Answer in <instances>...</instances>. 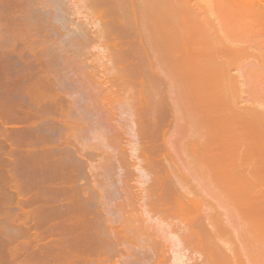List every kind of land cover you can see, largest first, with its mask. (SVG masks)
Segmentation results:
<instances>
[{"label":"bare ground","instance_id":"bare-ground-1","mask_svg":"<svg viewBox=\"0 0 264 264\" xmlns=\"http://www.w3.org/2000/svg\"><path fill=\"white\" fill-rule=\"evenodd\" d=\"M66 2L0 0V91L9 97L17 89L18 92L11 94L22 96L24 103L29 99L28 103H35L34 108L38 106L37 110H42V136L38 133L42 137V155L38 153L42 159L40 157L38 163L31 162L34 148L26 147L27 142L21 145L29 148L22 146L25 152L31 153L32 160L27 158L28 153L27 156L22 153L23 149L22 152L15 150L16 159L9 144L17 147L20 141L8 135L16 134L18 129L12 132L9 123L7 128L12 132L9 130V134L2 124L11 122L13 115L17 122H26L23 119L30 117L29 112L32 115L39 110L19 103L24 112L19 113L25 116L22 117L11 101L6 102L11 107L5 105L8 97L0 96L7 107L6 111L0 105L3 106L0 107V154L3 156L9 150L4 157L11 154L10 158L15 159L0 158V180L4 176L0 183L8 182L10 186H6L14 187L15 193L22 179L17 181L16 177L27 176L28 162L37 170L42 166V219H37L42 224L37 225L39 221H36V225L42 226L43 231L41 238L32 237L44 243L39 250H36L38 246L33 247L36 253L42 249V256L36 254L35 259L33 251L28 254L33 258L30 261L44 259L41 264H45L49 257L48 264H104L103 261L110 260L115 253L118 258L122 253L127 258L129 252L136 251L133 248H140L143 251L137 249L132 255L137 258L136 253L141 256L145 251L144 264H164L166 250L156 245L158 241L154 242L152 228L150 233L149 225L143 226L145 220L138 217L140 212L134 206L140 204V214L155 221L161 231L175 241L171 249L173 264H189L191 258L186 254L197 253L198 257L203 254L199 257L203 259L192 264H254L255 255L263 258L259 264H264V0H69L72 10ZM42 14L48 15L45 16L48 20H44ZM72 15L76 21L70 18ZM47 30L53 31L52 39ZM90 50L99 52L92 54ZM57 57L61 66H55L59 62ZM31 100H36L37 104ZM115 104L131 117L128 121L134 128L127 125L131 131L128 135L135 141L122 137L126 130L122 132L115 127L114 132L107 128L111 133L107 131L110 135H105L106 127L110 126L105 127V123L112 114L106 112L108 107L116 108ZM11 108L15 113L10 112ZM1 110L6 112L3 114ZM168 110L178 114H171L175 120L172 127L165 118ZM18 114L21 120L17 119ZM89 115L97 121L100 119L101 132L94 130L95 123L88 126ZM89 127L90 131L100 133L92 131L97 134L93 139L99 137L101 143L104 137L113 140L109 138L110 142L102 143L103 150L105 146L113 148L114 140L122 145L127 144V140L128 149L133 153L138 151L136 158L143 166L138 167V171L140 161L139 164L128 162L125 145L122 147L118 142L113 148L118 151V156L113 152L116 158H110L109 151L101 156L103 160L100 154L95 155L96 145L89 144L88 136L83 138L86 131L87 135L91 134ZM18 133L22 134L20 140L24 142V133ZM173 135L181 138H173ZM80 137L87 140L89 146H95H90L91 149L87 142L85 145L78 140ZM12 139L17 142L9 143ZM3 141L8 145L7 151L2 148L4 153ZM177 143L181 146L180 157L175 150ZM167 144L175 147L174 155L168 154L172 148ZM89 149H97L91 153L102 161L91 158ZM125 154L127 159H123ZM19 158L21 163H17ZM21 158L24 159L21 161ZM1 159L8 165V160H12L11 169ZM177 163H182L181 167ZM32 164L28 166L36 171ZM134 165L139 172L135 175L131 168ZM85 166L89 172L83 168ZM129 166L133 172L125 170ZM21 167L27 172L22 173ZM137 175L140 177L134 179ZM82 179L85 181H80ZM135 180H139L140 186L146 185L141 192L133 191ZM19 193L14 195L13 200L17 199L14 207L11 203L15 208L13 216L9 212L6 215L12 216L14 224L11 220L10 226L15 227L12 231L18 232L14 231L13 236L23 234L28 240L30 236L25 233L30 231V212L20 204L30 200L21 201L24 197ZM115 193L123 197L118 199ZM114 196L119 201L114 200ZM207 197L212 203L206 201ZM223 201L228 203V215L218 210ZM4 213L0 212V218L8 217ZM103 214L107 216L100 219ZM30 217L36 223L35 218ZM172 221L173 228L169 224ZM176 221L180 225H176L177 229L174 228ZM234 234L239 235L235 237L237 242L234 239L237 244L232 241ZM24 242L16 246L28 244ZM122 244L133 246L129 247L132 250L120 248ZM3 245L0 253L2 249H11H8L10 244ZM16 246L12 245V249ZM17 249L20 252L22 248ZM6 253L12 255L9 257L12 260L17 256ZM143 258L136 260L142 263ZM131 261L137 262L134 258Z\"/></svg>","mask_w":264,"mask_h":264},{"label":"rangeland","instance_id":"rangeland-1","mask_svg":"<svg viewBox=\"0 0 264 264\" xmlns=\"http://www.w3.org/2000/svg\"><path fill=\"white\" fill-rule=\"evenodd\" d=\"M58 1H59V0H58ZM66 1H67V0H64V2H66ZM68 1H69V0H68ZM68 1L66 2V3H67L66 5H68V3H69V5L72 6V5L70 4V2H68ZM60 2H62V1H60ZM62 4H63V3H62ZM63 5H64V4H63ZM68 8L71 9V8H73V6H72V7H69V6H68ZM66 9H67V7H66ZM71 10H72V9H71ZM67 11L69 12V10H67ZM70 12H71V11H70ZM42 15H44V14H42ZM45 16H46V14H45L44 16H42L44 20L47 19L46 17H47L48 15H47L46 17H45ZM67 17H68V19H69V16H67ZM74 17H75V16H74ZM74 17H73V15L70 16V18L74 19L73 21H76ZM45 18H46V19H45ZM47 20H48V19H47ZM69 20H70V19H69ZM71 21H72V20H71ZM45 22H46V21H45ZM46 23H47V22H46ZM41 25H42V24H41ZM48 31H49V30H47L46 33H47L48 36H50L51 39H52V37H54V33H53L52 30H50L49 32H48ZM90 52H91L92 54H97L99 51H97V50H90ZM28 56L31 57L30 55H27V54H26V57H27V58H29ZM56 56H58V54H56ZM29 59L31 60V58H29ZM57 60L59 61V57H57L56 61H57ZM60 63H61V61H59L58 63H56L55 66H57V64L60 65ZM21 65H22V64H21ZM15 66L18 67L17 64H16ZM19 66H20V65H19ZM60 66H61V65H60ZM16 67H14V69H16ZM58 67H59V66H58ZM18 68H21V69H22L23 67L21 66V67H18ZM18 68H17V70H18ZM14 69H13V71H14ZM23 69H25V68H23ZM53 69L55 70L54 67H53ZM59 69H60V67H59ZM17 70H15V71H17ZM56 70H57V68H56ZM20 71H21V70H20ZM60 71H61V70H58V72H60ZM58 72H57V73H58ZM58 74H60V73H58ZM113 89H114V88H113ZM0 90H1V89H0ZM16 90H17V89H16ZM16 90H14V91H12V92H15ZM12 92H11V93H12ZM17 92H18V90H17ZM17 92H16V93H17ZM11 93L9 94V97H10V98H12L13 95H15V94H11ZM4 95H5V94H4ZM10 95H11V96H10ZM0 96H2L3 98H4V97H8V96H3V93H1V91H0ZM17 96L19 97V99H18ZM2 97H0V99H1ZM9 97H8V99H7V100H9V101L6 100V101H5V105H6V102L10 103V101H11L10 104H11V105L13 106V108L16 110V113H17V110H18V113H19V111H21L20 108H21L22 105L19 104V103L25 104V105L28 106L29 109H33V110H34L36 107H38V106H35V108H34L33 105H34L35 103H34L33 105L30 104V103H28V102H30V100H29L27 97H25V98L28 99V102L26 101L28 104H27L26 102H25V103L22 102L23 97L21 96V98H20V95H19V94L15 95V97L12 98V100H10ZM16 98H17V99H16ZM4 99H6V98H4ZM4 99H2V100L4 101ZM21 99H22V100H21ZM41 99H42V98H41ZM2 100H0V102H1ZM17 100H19V101L21 100V102H17ZM24 100H25V99H24ZM24 100H23V101H24ZM3 101H2V103H0V105H1V104L3 105ZM31 101H32V100H31ZM33 101L36 102V100H33ZM33 101H32V102H33ZM41 101H42V100H41ZM15 102H16V103H15ZM38 102H40V101H38ZM89 103H90V102H89ZM18 104L21 105V106H18ZM36 104H37V102H36ZM41 104H42V102H41ZM80 104H82V103H80ZM86 104H87V102H86ZM90 104L92 105V103H90ZM5 105H3V106H4V109L6 108V111H7V107L9 108L10 105H9V104H8L9 106L6 105L7 107H5ZM29 105H30V106H29ZM31 105H32L33 107H32ZM38 105H39V104H38ZM115 105H116V108H115V106H113L115 109H113V107L111 106V108H112L113 110H112V109L110 110V108L108 107L109 110H107V112H106V113H110V114L112 113L111 116H110V117L112 118V120H110L111 118L108 119V121L110 120V122H111L110 124H109L108 121H107V124L104 122V123H105V127H106L107 125H110L109 127H106V129H105V132H106V133L104 132L105 135H106V136H109V135H110L109 133H111V131L109 132V131H108L109 129H107V128L112 129V131L114 132L113 127H115L116 130L118 129V130H121V131H122V130L124 129V131H125V130L128 131L129 133H126V131H125V132L122 131L123 134H124V136H122V137H124V138L126 137V139L128 138V139H132V140H133L134 138H132L131 135H128V134H130L131 131H130L129 127H127V125L130 124V128H131V127L134 128V125L132 126V123H131L130 121H128V119H131V117H129V114H128V116H127V113H128V112H126L125 109H123V108H119V106H117V104H115ZM3 106H0V107H3ZM14 106H15V107H14ZM27 106H26V107L24 106L23 108H27ZM80 106H81V105H80ZM80 106L78 105L77 107H79V109H80ZM10 107H11V106H10ZM30 107H31V108H30ZM39 107H40V105H39ZM41 107H42V106H41ZM18 108H19L20 110H19ZM23 108H22V110H24ZM14 109H13V110H14ZM29 109H28V110H29ZM39 109H40V108H39ZM39 109H38V110H39ZM76 109H77V108H76ZM173 109H174V108H173ZM26 110H27V109H26ZM33 110H32V111H33ZM35 110L38 111L37 108H36ZM6 111L1 110V112H2L3 114H4V112H6ZM29 111H30V110H29ZM79 111H80V110H79ZM79 111H78V109H77V112H79ZM109 111H111V112H109ZM168 111H169V112H168ZM168 111H167L168 114L165 113V115H166V116L169 115V116H167V117H166L165 115H164V116H165L166 119L168 118L167 120H169V122H171L170 127H172V126H173V122H174V124H175V120H174V119L172 120V118H173L174 116L178 115V114H176L177 112H176L175 110H173V111L168 110ZM10 112H12V108L10 109ZM21 112H23V111H21ZM25 112L27 113V111H25ZM34 112H35V111H34ZM34 112H33V113H34ZM12 113H15V112L13 111ZM23 113H24V112H23ZM29 113H30V112H29ZM29 113H28V115H29L30 117H28V118H26L27 116L25 117L24 114L19 113L20 115H22V117H23V116L25 117V119H23V120H26V122H25V121H24V122H23V121H19V122H17L18 120H15V118L13 117L14 115H13V116H12L13 118L11 117V122H8V121H10V120L7 121L8 123L5 121L6 123H5V124L3 123V124H2V127H3V125H4V126L7 128V127L9 126V123H11L10 126H12V127L15 126V127H16V128L14 127V129H13L12 127H9L10 129H12V132H13V130L16 131V130L18 129V130H17V133H16V134L18 135V134H19L18 132H19V131H20V132L22 131V132L24 133L23 135H24V138H25V139H24V142H23L22 140H20V138H22V136H21L22 134H20V135L17 136L15 133H12L11 130H10L9 128H7V129L5 130V131L8 130L7 133H9V130H10V132L13 134V136H11L12 134H11V135H8V136L13 137V138H16V137H17V139L19 138V139H18V140L20 141V143H19V141H18L19 145H21L22 143L24 144V143L27 142V145H25L26 147L28 146L30 149H32L31 147L33 146V148H34L33 150H34V151L32 150V151H33V152H32V151L30 150V151L33 153V155H34V156L32 155V157H34V158H33V161H31V162L34 163V161H35V162L38 163V160H41V159H42V157L40 156V155H42V154H41V153H42V146H41V145H42V144H41V142H42V137H41V136H42V110H41V111L39 110L38 113L35 112V113L32 114V115H31L32 112H31L30 114H29ZM36 113H37V115H36ZM81 113H82V112H81ZM83 113H84V112H83ZM83 113H82V114H83ZM10 114H11V113H10ZM19 114H18V115H19ZM72 114H73V113H72ZM104 114H105V113H104ZM171 114H174V116L171 115ZM15 115H16V114H15ZM20 115L17 117V119H18L19 117H21ZM25 115H26V114H25ZM38 115H39V116H38ZM84 115H86V114L84 113ZM105 115H106V114H105ZM108 115H109V114H108ZM108 115H107V117H108ZM16 116H17V115H16ZM72 116L74 117V114H73ZM86 116H87V115H86ZM170 116H171V118H170ZM22 117H21V118H22ZM32 117H33V118H32ZM73 117H72V118H73ZM128 117H129V118H128ZM87 118H88L89 120H90V119H91V120H94V119H95V121L98 120L97 118H93V119H92V116H91V118H90V115H89V117H87ZM163 118H164V117H163ZM165 118H164V119H165ZM12 119H14V121H12ZM19 119H20V118H19ZM96 119H97V120H96ZM166 119H165V120H166ZM20 120H21V119H20ZM27 120H28V121H27ZM86 120H87V119H86ZM91 120H90V123H89L88 126H93V124L95 123V125H94L95 129H94V130H98L99 132H101L100 129H101L102 127H101L100 124H98V122L100 121V119H99V121H97V122H95V121L92 122ZM14 122H15V123H14ZM180 123H181V122H180ZM87 124H88V123H87ZM90 124H91V125H90ZM7 125H8V126H7ZM98 125L100 126V129H98ZM111 126H112V127H111ZM116 126H117V127H116ZM0 127H1V126H0ZM21 127H22V128H21ZM96 127H97V129H96ZM92 128H93V127H92ZM1 129H2V128H1ZM3 129H5V128H3ZM37 129H38V130H37ZM90 129H91V128L89 127V128H88V131H89L90 133H91L92 131H94L93 129L90 131ZM36 130H37V131H36ZM101 130H102V129H101ZM15 131H14V132H15ZM24 131H25V132H24ZM38 131H39V132H38ZM98 131H94V132H92V133H95V132H96V133H98V134L100 135V133H99ZM107 131L109 132L108 134H107ZM89 132H88V134H89ZM34 133H35L36 135H35ZM38 133H39L41 136H40ZM81 133H83V131H82ZM81 133H80V135H81ZM92 133L89 134V135H90V138H89V135H87V131H86V135H84V134H85V133H84V134H83V135H84L83 138H85V136H88V138L86 137V139H87V140L91 139V140H89V144L93 143V144L96 145V146L93 145V146H95V148L98 149V150L95 149V151L97 150V151H96L97 154H95V155L100 154L99 157L101 158L102 155H103V156H106V151H109V152H107V154H108V155L110 154V155H109L110 158H112V157L115 156V155L118 156V151H117V150H114V149H115L114 144H115L116 142H118V141L115 142V140H114V143H113V148H114V149H113L111 146H110V147H107V148H106V146H105V147H104V150H103V146H102L103 144H102V143L110 142V140H109L110 137H108V138H107L108 140H107L106 137H104V136H105L104 133L102 132L104 136L102 135V133H101V135H102V137L105 138V139H104L105 141L103 142V139H102V143H101V141H99V139H100L99 137L97 138V140L93 139V137H94V136L96 137L97 134H92ZM125 133H126V135H125ZM184 133L186 134L185 131H184ZM9 134H10V133H9ZM14 134L16 135L15 137H14ZM27 134H28V137H27ZM32 134H33V135H32ZM37 134H38V137H35V136H37ZM121 134H122V133H121ZM121 134H120V135H121ZM29 135H30L31 137H30ZM99 135H98V136H99ZM180 135H182V134H180ZM19 136H20V137H19ZM173 136H174V137H173ZM173 136H172L173 138H181V136H178V137H177V135H173ZM10 137H9V138H10ZM78 137H79V134H78ZM95 137H94V138H95ZM122 137L120 136L121 140H122ZM9 138H8V139H9ZM27 138H28V140H27ZM39 138H41V141L39 140ZM74 138H76V136H75ZM83 138L80 137V139H78V140L81 141V142H84V144H85V143L87 142V140H85V139H83ZM17 139H12V141L10 142V140H11V138H10V140H8V142L12 144V143L14 142V140L17 142ZM35 139H36V140H35ZM76 139H77V138H76ZM110 139H111V138H110ZM113 139H114V138H113ZM29 140H30V141H29ZM38 140H39V141H38ZM74 140H75V139H74ZM78 140H76V141L78 142ZM92 140H94V141H92ZM106 140H107V141H106ZM111 140H112V139H111ZM123 140H124V139H123ZM135 140H136V139H134V141H135ZM21 141H22V142H21ZM35 141H36V142H35ZM37 141H38V142H37ZM72 141H73V140H72ZM112 141H113V140H112ZM112 141H111V142H112ZM125 141H126V143L128 144L127 140H125ZM128 141H130V140H128ZM3 142H4V141H3ZM16 142H15V144L17 145L18 143H16ZM30 142H31V143H30ZM81 142H79V143L81 144ZM120 142H122V141H120ZM6 143H7V142H4L3 144L1 143V149H2L3 147H5V149H6V151H7V150H8V145H7ZM73 143H75V142H73ZM79 143H78V144H79ZM137 143H138V142H137ZM168 143L171 144L172 142H168ZM28 144H29V145H28ZM78 144H74V145H77V146H78ZM80 144H79V145H80ZM86 144L89 146L88 142H87ZM86 144H85V145H86ZM101 144H102V145H101ZM110 144H111V143H110ZM117 144H118V145H119V144L122 145V144L119 143V142H118ZM127 144L124 143L123 145H125V148H126V151H125V152L128 153L129 158L127 157L126 154H125L126 157L122 155V158H123V157H125V158H123V159H127V158H128V159H129L128 162L131 161L132 163L134 162V163L136 164L137 162L140 161V159L136 158V157H137L136 155L138 154V151H136V152L133 153L132 151H130L131 148L128 149L129 147L127 146ZM3 145H7V146H3ZM19 145H17L18 148H19ZM35 145H37V146H35ZM39 145H40L41 147H40ZM104 145H105V144H104ZM106 145H107V144H106ZM108 145H109V144H108ZM108 145H107V146H108ZM115 145H116V144H115ZM123 145H122V147H124ZM128 145H129V144H128ZM167 145H168V144H167ZM173 145H176V143L173 144ZM11 146H12V145L9 144V147H10L9 150H10V149L13 150V148H15L14 151L10 150V151H11V154L14 155L15 158L17 157L16 155L18 154L17 151H16L17 154L14 153L15 150H19V151L22 152V149L24 150V147H25L24 145H21V146H20V149H18L17 147L14 146V143H13V148H12ZM22 146H24V147L22 148ZM81 146H83V145H81ZM81 146H80V147H81ZM88 146H87V147H88ZM90 146H91V145H90ZM90 146H89V147H90ZM93 146H91V147H93ZM101 146H102V147H101ZM129 146H130V145H129ZM131 146H132V145H131ZM168 146H169V145H168ZM171 146H172V145H170L169 147H171ZM26 147H25V149H29V148H26ZM91 147H90V148H91ZM138 147H139V145H138ZM166 147H167V146H166ZM169 147H168V148H169ZM16 148H17V149H16ZM37 148H38V149H37ZM78 148H79V147H78ZM116 148H117V146H116ZM168 148H167V150H170V148H169V149H168ZM171 148H172V149H171V151H168V154L173 153L172 155H174V149H173V148H175V147L173 146V147H171ZM3 149H4V148H3ZM3 149H2V150H3ZM91 149H92V148H91ZM91 149H89V150H90V153H91L92 151H94V149H93V150H91ZM105 149H106V150H105ZM117 149H118V148H117ZM127 149H128V150H127ZM9 150H8V151H9ZM99 150H100V151H99ZM110 150H111V152H110ZM124 150H125V149H124ZM175 150H178V152H179V150H181L180 143H177V148H175ZM8 151H7L6 153L9 154L10 151H9V152H8ZM25 151H27V150H24V152H22V153H26L25 156H27V153H28L29 157L27 156V158H29L30 160H32V158H30V154H31V153H30V152H25ZM28 151H29V150H28ZM37 151H38V152H37ZM40 151H41V152H40ZM95 151L92 152V153H95ZM103 151H104L105 153H104ZM114 151H116L117 154H116V152H114ZM0 152H1V151H0ZM34 152H36V154H35ZM102 152H103V153H102ZM113 152H114L115 155L113 154ZM123 152H124V151H123ZM125 152H124V153H125ZM131 152H132V153H131ZM170 152H171V153H170ZM180 152H181V151H180ZM180 152H179V154H178L179 157H180V155H181ZM2 153H4V150H3ZM6 153H4L3 156H2V154H0V155L2 156V157H0V158H2L3 160H6V161H7V158H6V157L10 158V156H12V155L10 154V156L7 155L6 157H4V155H5ZM29 153H30V154H29ZM38 153H39L40 155H39ZM92 153H91V155H93V157H91V158H96V159H97L98 156L95 157V155L92 154ZM111 153H112V155H111ZM129 153H130V154H129ZM176 153H177V152L175 151V155H176ZM20 155H21V154H20ZM178 155H177V156H178ZM22 156H24V154H22L21 157H22ZM25 156H24V157H25ZM37 156H38V158H37ZM116 156H115V158H116ZM3 157L6 158V159H4ZM40 157H41V159H39ZM173 157H174V156H173ZM173 157H171V159H173ZM175 157H176V156H175ZM181 157H183V156H181ZM27 158L25 157V159H27ZM100 158H98L97 160L95 159V160H96V161H102L103 159L101 158V159H102V160H101ZM2 159H1V160H2ZM10 159H14V158L11 157ZM16 159H17V158H16ZM22 159H24V158H21V161H22ZM29 159L26 160V161H27V162L30 161ZM34 159H35V160H34ZM104 159H106V157H104ZM175 159H176V158H175ZM178 159H179V158H177V160H178ZM3 160H2V161H3ZM14 160H15V159H14ZM14 160H13V161H14ZM134 160H135V161H134ZM136 160H138V161H136ZM177 160H176V161H177ZM179 160H180V159H179ZM8 161H9V165H10V162H11L12 160H8ZM26 161H24V162H26ZM96 161H95V162L92 161V163H93V162L96 163ZM111 161H112V160H111ZM123 161H126V160H123ZM173 161H175V160H173ZM176 161H175V162H176ZM3 162H4V164L7 163V162H5V161H3ZM31 162H30V163L28 162V165L32 164ZM40 162H42V161H39V163H40ZM126 162H127V161H126ZM128 162H127V163H128ZM131 162H130V163H131ZM17 163H21V162H20V158H19V160H17ZM22 163H23V162H22ZM37 163H35V164H37ZM134 163H133V164H134ZM139 163H140V164H139ZM139 163H137V164H139L140 166H137V167H136V166L134 165V167L131 166V168H133V170H135L134 168L136 167V169L138 170V167L143 166V163H142L141 161H140ZM11 164H12V163H11ZM13 164L16 166V163H15V162H14ZM40 164H42V163H40ZM177 164H179V166L182 165V163H181V164H180V163H177ZM6 165H8V163H7ZM6 165H4V166H6ZM9 165H8V168L10 167ZM20 165H21V164H20ZM23 165H24V164H23ZM26 165H27V164H25L24 168L26 167ZM28 165H27V167H28V169H29L30 167H29ZM33 165H34V164H32V166H33ZM37 165H38V164H37ZM18 166H19V165H18ZM30 166H31V165H30ZM127 166H128V165H127ZM27 167H26V169H27ZM33 167H34V166H33ZM180 167H181V166H180ZM34 168H35V167H34ZM83 168H85L86 171L89 172V170L87 169V166H85V167H83ZM6 169H7V166H6V168H5L4 170H6ZM10 169H11V167H10ZM17 169H19V167H17ZM21 169H22V167H21ZM21 169H20V170H21ZM26 169H25V171H26ZM28 169H27L28 172L26 171L27 173L24 171V169H22V170L24 171V172H22V173H26L27 176H25L24 174H22L21 172H19V173H21V174H22L23 176H25V177H22V175H21V177H19L20 175H18V177H16V178H17V181H18V179L22 178V179L19 180L20 182L18 181L19 185L16 184V185H17V188L19 187L18 190H19L22 194L19 193V191L17 190L16 187H15V189H16L17 191H16L15 193H14L15 190L13 191V188H14V187L11 186V187H12V188L10 187L11 189L8 188V187L10 186L9 184H7L8 182H5V181H4V183H5V184L3 183L4 185H3L2 183H0V212H1V211H4L5 213H4L3 215H6V212H7V213L9 212L10 215H12V213L15 212V211H14L15 208H12V204H11V203L13 202V207H14V206H15L14 203L17 201V199H16V201L13 200V199L16 198L14 195L18 192L20 196L23 195V197H24V198H22L21 201H24L25 199H27V200L29 199V200H30V201H28V203H27V201L25 200L26 203H27L26 205H24V204H25V203H24L25 201L23 202V204H22L21 201H20V202H19V204L21 203L20 206L23 207L22 209H24L26 212H30L29 215H30V216L32 215V218H33V217L35 218V222H36V221L38 222L39 220H37V219H42V195H43V193H42V192H43V190H42V166H40V169H39V170H41L40 172H38L39 170H37L36 168H35L36 171L33 170V169L31 170V168H30V170H31L30 172H29ZM126 169H129V171H132V170H130V166H129V168L126 167L125 170H126ZM139 169H140V168H139ZM182 169H185V168L183 167ZM4 170H3V171H4ZM15 170H16V169H15ZM20 170H19V171H20ZM80 170H82V172L84 171V169H82V166H81ZM137 170H135V172L132 171V172L134 173V175H135L136 173H137V174L139 173V172H136ZM34 171H35V174H34ZM126 171H128V170H126ZM138 171H139V170H138ZM2 173L4 174V172H2ZM28 173H29V175H28ZM39 173H40V174H39ZM121 173H123V172H121ZM36 174H37V176H35ZM140 174H141V173H140ZM4 175H6V174H4ZM8 175H9V174H8ZM139 177H140V176H138V175H137V176H133L134 179H136V178L138 179ZM2 178H3V180H4V176H3V175H2ZM8 178H9V176H8ZM8 178L6 177L5 180L8 181V180H9ZM16 178H15V180H16ZM34 178H35V179H34ZM11 179H13V177H11ZM11 179H10V182L12 183V180H11ZM3 180H0V181L3 182ZM140 180H143V178H142V179L140 178ZM17 181H15V183H16ZM80 181H83V179L80 180ZM84 181H85V179H84ZM84 181H83V182H84ZM93 181H94V180H93ZM95 181H96V180H95ZM135 181H136V180H135ZM138 181H139V180H138ZM138 181H136V184H133V187H132V188L134 189V190H133V189H132V190L135 191V192H136V191H137V192H138V191L141 192L142 188H144V187L146 186L144 183H143V185H145V186H143V185H141V186L138 185V184H137ZM143 181H144V180H143ZM91 182H92V181H91ZM132 182H134V181H132ZM140 182H141V181H140ZM15 183L13 182V185H15ZM80 183H81V182H80ZM92 183H93V182H92ZM94 183H95V182H94ZM134 183H135V182H134ZM193 183H194V182H193ZM6 184L9 185V186L7 187ZM130 184H131V183H130ZM139 184H140V183H139ZM134 186H135V188H134ZM136 186H138L139 188H138V187L136 188ZM135 189H136V190H135ZM138 189H139V190H138ZM118 190H119V189H118ZM114 192H115V191H112V193H114ZM116 192H118V191L116 190ZM119 192H120V191H119ZM117 194H118V193H115V194H113V195H116V196H117ZM121 194H122V193H121ZM11 195L14 196V198H13ZM7 196H8V197H7ZM121 196L123 197V194L120 195V197L117 196V198H118V197L121 198ZM202 196H203V197H204V196L206 197V195H203V194H202ZM6 197H7V198H6ZM11 198H12V199H11ZM20 198H21V197H20ZM20 198H19V199H20ZM115 198H116V197L114 196V200L119 201V200H117V198H116V199H115ZM119 198H118V199H119ZM207 198H208V197H207ZM207 198H204V200H206ZM10 199H11L12 201H11ZM211 200H212V198H211ZM206 201L212 203V201H210L209 198H208V200H206ZM136 203H139V201H137ZM140 203H142V200L140 201ZM226 204H228V203H225V201H223V202L221 203V207H219L218 210H219V212L226 213V214L228 215V213H230V211H227L229 207H228ZM137 205H138V204H137ZM137 205H134V206H135V209L138 210V213H139V212L141 213L142 211H141V209H139V208H140V207H139L140 204L138 205V207H137ZM134 206H131V207H133L132 209H134ZM204 207H205V206H204ZM226 209H227V210H226ZM39 212H40V213H39ZM103 213L105 214L106 212H103ZM138 213H137V215H138ZM140 213H139V216H138V217H140V219H142V221L145 220V223L143 224V226H145V224H146V226L149 225V226H148L149 229H147V231H149L150 233H152L151 231H153L152 234H153L154 236H153V235H152V236H153V238L155 237V238H154V242L156 243V242L158 241V243H157L156 245H157L158 247H160V249H162V247H163L164 252H165V250H166L165 253H167V254H165V259H166V258H168V259L170 258L169 260H166V261H165V259H164V261H162V263H164V264H173V263H172L171 249L174 248L175 241H174L173 239H171L169 236H167L164 232H162L161 229L159 228V227H161V226L158 227V225L156 224L155 221H153V220H149L148 217H147L144 213H143V214H140ZM27 214H28V213H27ZM104 214H103L102 216H100V219H101L102 217L105 216ZM220 214H221V213H220ZM0 215H1V214H0ZM3 215H2V216H3ZM6 216H8V217H7V218H6V217L0 218V245H1V243H2V247L0 246V248H3V247H4L3 244H5V243H6L7 245L10 244L11 246L9 247V245H8V249H10V248H11V249H10V250H7V251L10 252V253H12L13 255L16 253L15 255H17V256H14V257H15V258L17 257V259H15V258L13 257L14 260H12V259H11V258H12V255L10 254L11 258H9L10 256L6 253V252H7L6 249H4L5 251L2 249V250H1V253H0V256H1V257H4V256H5V255H1V254H6V256H5L4 258H0V264H32V263H34V264H41V263H44V262H43V261H44L43 257L41 258V259H43L42 261H41L40 259H37L36 261L34 260L35 262H33V261H30L31 259L33 260V258H31L32 256H31V257L28 256V254H29V255L33 254V251H34V249H35L37 246H38V247H37L36 250H39L38 248H41V247H42V244L44 243V242L42 243V239H38V238H37V240L35 239V240H36V241H35V240H34V237H32V236H36V235L38 236V235H39L38 237L41 238L40 236H42L43 228H42V226H37V225H41L42 222L39 221L38 224H37V222H36V223H33L34 220H31V217L29 216V218H30V220H29V224H30V222H31V224H35V225L37 224V225H36L37 227H36L35 225H34V226H35V227H34L33 225L30 224V225H31V226H30V225L28 224V227H30V228H28V229H30V231L27 232V231H28V230H27V231H26L27 233H25V234H28L27 236H30V238L32 237V240H34V241L31 240L30 243H29L28 240H30V238L27 240V238L25 237L26 235L24 236L23 234H21V235H17V236L15 235L16 237L13 236L14 233L16 232L15 229H14L15 232L12 231V227H13V226H12V227L10 226V225H11V224H10L11 220L13 221V219H12V216H13V215H12V216L6 215ZM35 216H36V217H35ZM106 216H107V214H106ZM106 216H105V217H106ZM223 217H225V214L223 215ZM223 217H222V218H223ZM20 218H22V216H21ZM34 218H33V219H34ZM103 219H104V218H103ZM103 219H102V220H103ZM169 220H170V219H169ZM174 221H175V220H174ZM177 222H178V221H176L175 223H177ZM39 223H41V224H39ZM142 223H143V222H142ZM172 223H174V222L172 221L171 223H169L170 226L172 225ZM204 223H205V222H204ZM206 223H207V221H206ZM206 223L204 224L205 227H206V225H207L208 227H206V228H209V229H210L209 225L206 224ZM13 224H14V221L12 222V225H13ZM173 225H174V224H173ZM173 225H172V228H173ZM176 225H179V224H178V223L175 224V227H174V228L177 229L178 226H176ZM146 226H145V227H146ZM179 226H180V225H179ZM33 227H34V228H33ZM13 228H15V227H13ZM146 228H147V227H146ZM150 228H152V230H151ZM238 229H239V227H238ZM150 230H151V231H150ZM239 230H240V229H239ZM238 232H239V231H238ZM240 232H242V231H240ZM150 233H149V234H150ZM16 234H18V232H16ZM237 234H238V233H237ZM234 235H235V236H233L234 238H233L232 241H233V242H235V241L237 242L238 239H236L235 237L237 236V238H238L239 235H236V234H234ZM37 236H36V237H37ZM13 237H14V238H13ZM11 238H12V239H11ZM231 238H232V237H231ZM234 239H235V241H234ZM24 241H27L28 244H27V245L24 244V245H19V246L17 245V246H16V244L26 243V242H24ZM236 242H235V243H236ZM138 243H139V242H138ZM14 244H15L16 247H14V249H12V248H13L12 245L14 246ZM29 244H30V245H29ZM136 244H137V243H136ZM236 244H237V243H236ZM124 245H125V246H124ZM124 245L122 244L120 248L125 249L126 247H128V244H124ZM126 245H127V246H126ZM131 245H132V244H131ZM160 245H161L162 247H161ZM220 245H221V244H220ZM220 245H219V246H220ZM28 246H29V247H28ZM137 246H138V245H137ZM5 247H6V246H5ZM17 247H18V248H22V249H19V251L21 250L20 252H18ZM33 247H34V249H33ZM129 247H133V246H129ZM129 247H128V248H129ZM135 247H136V245H135ZM222 247H223V246H222ZM6 248H7V247H6ZM120 248H119V249H120ZM128 248H127V249H128ZM220 248H221V246H220ZM137 249H138V248H133V250H136V251H133V252H129V251L127 250V252H129V256H131L134 252H138ZM163 249H162V250H163ZM221 249H223V248H221ZM11 250H12V251L15 250L16 252H15V251L12 252ZM31 250H32V253H30ZM129 250H130V248H129ZM131 250H132V249H131ZM131 250H130V251H131ZM138 250L141 251L142 249L139 248ZM3 251H4V253H2ZM142 251H143V250H142ZM224 251H225V249H224ZM121 252H122V251L120 250V253H121ZM123 252H124V251H123ZM125 252H126V250H125ZM225 252H226V251H225ZM17 253H18V254H17ZM39 253H41V255H39ZM39 253H36V251H34V254H33V255H34V258L36 257V254H38V257H39V256H40V257L42 256V249H41V251H39ZM139 253H141V252H139ZM142 253H143V252H142ZM201 253H202V252H201ZM226 253H227V252H226ZM130 254H131V255H130ZM136 254H137V258L133 256L134 254L132 255L133 257L131 256L132 258H134V262L137 261L139 264H144L143 262L146 260V259H144L145 256H144V258H143V255L145 254V251H144V253H143L141 256H140L138 253H136ZM197 254H199V253H197ZM197 254H194V255L192 254L193 256H192L191 254H186V255H188V257L190 256L191 259L193 258V261H191V259H190L189 264H192V263H195V262H196V263H200V262L202 261L203 258H202V257L199 258V257L202 256L203 254H201L199 257H198ZM228 254H229V253H228ZM125 255H126V254L123 255V253H122L121 256H120V258H118L119 256L117 257V255H116V253H115V256H114V255H113V256L116 257V258H114V257L111 256L112 258L110 257V260H107L108 262L105 261V260H104L103 262H105L104 264H114L115 262H116L115 264H117V262H118V264H135V263H132V261H131L132 258H130L129 256H127V258H126ZM138 255H139V258H140V257L143 258L142 263L139 262L140 260H136V259H139V258H138ZM124 256H125V257H124ZM135 256H136V255H135ZM38 257H37V258H38ZM121 257H122V258H121ZM128 257L130 258V260L128 259ZM28 258H29V259H28ZM35 259H36V258H35ZM48 259H49V257H48ZM48 259H45V264H48V262L46 263V261H48ZM111 259H112V260H111ZM262 259H263V258H259L257 255H255V256H254V261H255L254 264H259V261L262 260ZM38 260H40L41 262H38ZM115 260H116V261H115ZM117 260H118V261H117ZM124 260H125V262H124ZM135 260H136V261H135ZM141 260H142V259H141ZM114 261H115V262H114ZM128 261H129V262H128ZM130 261H131V262H130ZM112 262H114V263H112ZM137 262H136V264H138ZM190 262H191V263H190ZM50 263H52V262H49V264H50ZM160 263H161V262H160ZM52 264H53V263H52ZM102 264H103V263H102ZM158 264H159V263H158Z\"/></svg>","mask_w":264,"mask_h":264}]
</instances>
